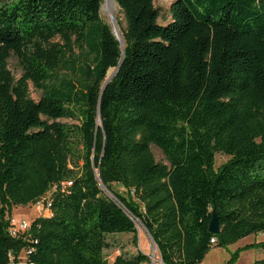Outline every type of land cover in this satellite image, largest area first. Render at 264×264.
Masks as SVG:
<instances>
[{
	"label": "trees",
	"instance_id": "trees-1",
	"mask_svg": "<svg viewBox=\"0 0 264 264\" xmlns=\"http://www.w3.org/2000/svg\"><path fill=\"white\" fill-rule=\"evenodd\" d=\"M103 1L0 0V264L21 250L25 264H146L141 251L103 258L135 220L163 264L264 232V0H174L166 23L154 0H115L123 44ZM216 153L229 157L218 168ZM51 189V215L11 236L12 209ZM245 247L264 253V240Z\"/></svg>",
	"mask_w": 264,
	"mask_h": 264
},
{
	"label": "rangeland",
	"instance_id": "rangeland-1",
	"mask_svg": "<svg viewBox=\"0 0 264 264\" xmlns=\"http://www.w3.org/2000/svg\"><path fill=\"white\" fill-rule=\"evenodd\" d=\"M173 1L174 0H154V6L157 8L160 14V17L158 19L160 23H166L170 21L169 6ZM100 13L102 19L105 22L111 24V17H113L115 20L118 19L120 21L121 27H124L123 15L120 7L115 0H113V2H107L106 0H104L101 6ZM53 41L61 42L59 37H55ZM75 52H78L77 48H75ZM6 66L11 73L13 82L15 83L22 75V67L15 55L12 54L7 59ZM113 72L114 69H109L107 71L106 78H109L113 74ZM63 73L68 72L66 70L60 71V74ZM28 96L35 101L38 100L41 96V90L36 88L30 81L28 82ZM60 121L68 123L73 122L69 119H60ZM151 149L156 161L167 163L166 158L159 148H157L156 146H151ZM228 158L229 157L223 153H216L214 158L215 168H218L221 164L226 162ZM112 189L125 198L138 203L136 198L128 189L117 184H112ZM53 190L54 189H51L44 194V196L42 197L43 202L50 198ZM104 191L107 195L112 197L111 193L108 190L104 189ZM44 214L45 210L41 206L39 207L35 204L18 205L12 209L10 219L15 220L14 222H16V224L21 220H26L30 223L36 217ZM135 226L136 234L123 233L107 235L106 241L108 246H106L103 250V258L107 263H112L115 257L119 254L132 255L138 251H141L147 254L149 257V261L146 264H163L160 258L159 251L149 233L138 220H135ZM22 234L23 233L21 232L20 235ZM260 240H264V232L249 234L246 237H243L236 242L226 246H214L207 252V254H205L202 261L197 264H226L235 252H237L238 254L234 262L231 264H251L254 260L264 257V253L259 248H244H246L245 246H247L248 244H252ZM25 261V251L21 250L18 252V255L16 257V263L25 264Z\"/></svg>",
	"mask_w": 264,
	"mask_h": 264
},
{
	"label": "built area",
	"instance_id": "built-area-1",
	"mask_svg": "<svg viewBox=\"0 0 264 264\" xmlns=\"http://www.w3.org/2000/svg\"><path fill=\"white\" fill-rule=\"evenodd\" d=\"M35 205H38L39 207H43V209L45 210V214L44 215H51L50 212V198H48L46 201L43 202L42 198L37 201L35 203ZM15 220H11L10 219V226H9V232L11 234V236L13 237H18L20 235V233L22 232L23 234H25L29 227H30V223L27 222L26 220H21L19 221L17 224L16 222H14ZM210 242L212 244L216 243V239L214 237L211 238ZM12 259V256L10 257ZM17 264V263H16Z\"/></svg>",
	"mask_w": 264,
	"mask_h": 264
},
{
	"label": "water",
	"instance_id": "water-1",
	"mask_svg": "<svg viewBox=\"0 0 264 264\" xmlns=\"http://www.w3.org/2000/svg\"><path fill=\"white\" fill-rule=\"evenodd\" d=\"M116 22L117 21L113 17H111L112 31H113L114 35L116 36V38L121 42V44H123L121 37L118 36V34L116 33L115 28H114ZM119 65H120V62L118 64V66L114 69L113 74L107 80H105V82L103 83V88L102 89H104V87L110 81L112 76L117 72V70L119 68ZM208 230L212 234H217V233L220 232V227H219L218 219H217V216H216L215 212H212V214H211V219H210V222L208 224Z\"/></svg>",
	"mask_w": 264,
	"mask_h": 264
},
{
	"label": "bare ground",
	"instance_id": "bare-ground-1",
	"mask_svg": "<svg viewBox=\"0 0 264 264\" xmlns=\"http://www.w3.org/2000/svg\"><path fill=\"white\" fill-rule=\"evenodd\" d=\"M106 1H107V2H108V1L113 2V0H106ZM113 4H114V3H113ZM114 28H115V31H116V33L118 34V36L121 37L120 29H119V26H118L117 22H116ZM107 79H108V78H107Z\"/></svg>",
	"mask_w": 264,
	"mask_h": 264
}]
</instances>
